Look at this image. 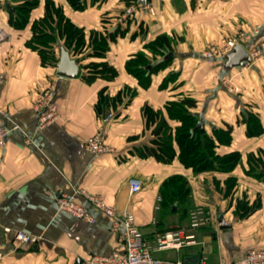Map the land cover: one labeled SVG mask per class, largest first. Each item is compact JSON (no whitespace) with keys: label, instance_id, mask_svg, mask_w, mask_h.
<instances>
[{"label":"crops","instance_id":"crops-1","mask_svg":"<svg viewBox=\"0 0 264 264\" xmlns=\"http://www.w3.org/2000/svg\"><path fill=\"white\" fill-rule=\"evenodd\" d=\"M40 1L21 30L10 23V12L17 3L0 1V73L5 75L0 85V126L19 125L0 150V252L4 254L0 264H85L92 255L122 251L113 220L82 195H76V199L91 210L94 224L58 209L60 196H72L79 189L103 196L118 212L131 211L146 242L160 232L180 227L187 223V217L182 219L179 209L171 214L154 209L162 184L174 175L188 179L196 200L200 198L197 186L202 187L201 199L211 222L197 232V245L179 251L155 250L156 257L173 261L189 258L188 264L207 257V264H231L248 249H264V176L248 173L250 154L261 158L264 165V132L248 137L244 122V117L252 113L264 128V0H182V11L173 0H148L155 15L148 10L127 15L128 4L123 0H83L81 10L67 0H52L85 30L88 38L91 33L108 38L103 57L93 55L90 46L77 54L70 52L80 66L75 79L59 77L56 64L43 65L39 53L26 46L33 36L34 21L45 12V0ZM238 31L249 34V41L243 45L250 54L259 50V55L250 65L228 71L223 61L214 62L212 66L219 68L221 79L234 77L240 86L241 93L232 95L222 80L211 84L203 53L210 44ZM161 34L172 38L173 51L167 55L171 61L152 74L150 86L143 88L127 72L126 63L139 52H145L153 64L161 61L146 48ZM109 35L115 39L112 41ZM61 47L62 41L55 45L58 60ZM101 62L112 66L117 76L108 79L95 75L90 80L93 73L88 65ZM126 88L136 90L135 96L125 94ZM42 91H53L60 114L45 127L35 109L36 95ZM118 94L121 98L115 108H100L101 95L112 98ZM183 96L198 101L195 112L207 133L232 126L230 143L216 141V152L241 154L240 164L233 171L196 174L178 157L165 164L136 154V149L149 144L153 137L144 108L162 111L168 118L166 103ZM111 114L112 118L106 120ZM171 124L178 125L176 121ZM99 133L113 151L97 154L86 148V141ZM256 172L264 173L262 164L256 165ZM131 178L142 180L140 193H130ZM230 178L235 185L227 196L226 182ZM243 201L257 205L256 209L240 215L239 203ZM219 216L230 227L220 228ZM17 230L42 238L31 245H20L15 240Z\"/></svg>","mask_w":264,"mask_h":264},{"label":"trees","instance_id":"trees-1","mask_svg":"<svg viewBox=\"0 0 264 264\" xmlns=\"http://www.w3.org/2000/svg\"><path fill=\"white\" fill-rule=\"evenodd\" d=\"M67 1L76 10L84 8L83 0ZM124 1L129 5L134 0ZM18 2L13 7V11L11 10L10 12V23L15 28L26 25L30 9L38 4L37 0H20ZM109 39L113 41L115 39L114 35H109ZM61 41L63 42V47L74 54L82 52L86 42L83 29L75 25L52 2L47 1L46 15L33 25V37L30 47L39 53L44 65H55L58 62L55 45ZM92 42L93 55L103 57L109 45L107 36L98 34ZM172 47L173 42L169 35H159L153 42L147 44L146 48L151 52L153 58L161 57V61L153 64L151 58L145 52H139L127 61V72L135 76L143 88H148L152 74L166 68L170 63L171 59L167 58V55L173 51ZM224 57L214 61L221 60L225 64ZM88 66L91 73H93V75L88 77L90 80L95 75H101L108 79H113L117 76V71L108 63H90ZM125 94L132 98L135 96L136 90L126 88ZM120 98L121 94L112 98L101 95L102 105L100 108H115ZM169 105L170 107L174 106L175 110L166 108L168 118L164 116L162 111H155L148 106L144 108V116L153 137L149 144L136 149L138 156L142 158L153 157L158 162L165 164L171 163L178 157L184 167L191 169L196 174L211 170L228 173L236 168L241 161L239 152H231L225 155H219L216 152V141L230 143L232 126L227 125L226 129H214L212 135L202 128L196 129L200 121L199 116L195 112L198 107V101L191 96H183L178 100L172 101ZM171 121H176L178 125L173 127ZM244 122L247 125L248 137L259 136L264 132L258 116L249 113L244 117ZM249 160L251 169L248 173L264 176L263 172H256L253 161ZM255 161L264 167L261 158L255 159ZM234 185L235 180L233 178L227 180L225 193L227 196L231 194ZM190 192L191 188L186 177L181 175L169 177L164 181L160 190L162 212L171 214L173 208L177 206L182 219H185L188 215V210L187 208L183 209L182 204L185 200H188ZM256 206H249L244 201L240 202L239 214L242 216L248 215L256 209Z\"/></svg>","mask_w":264,"mask_h":264},{"label":"built area","instance_id":"built-area-1","mask_svg":"<svg viewBox=\"0 0 264 264\" xmlns=\"http://www.w3.org/2000/svg\"><path fill=\"white\" fill-rule=\"evenodd\" d=\"M1 6V4H0ZM139 10H148L150 14L155 15L154 7L148 2L144 3L137 0L135 5H129L126 10L127 15L134 14ZM125 14V16H126ZM124 16V17H125ZM2 31L0 30V33ZM258 33V32H254ZM250 36L245 31H238L232 36L221 38L217 43L210 44L203 53L205 63H211L215 59H219L230 53L237 44H244L248 42ZM264 46V44H261ZM259 55V50H254L251 53L252 59ZM5 76H0V85L4 82ZM220 80H222L220 78ZM235 87V92H237ZM45 97L38 100L35 104V109L40 112V122L43 127L55 122L60 118L58 108L54 102L53 91H46ZM5 117L9 118V114L5 113ZM109 116L106 120H109ZM19 129V125L14 123L10 127L0 126V150L6 147L9 134ZM86 148L97 154L113 151L104 136L99 133L86 141ZM130 193L132 195L138 194L143 190V182L139 178H131L129 180ZM76 195H82L88 200L94 208L99 210L105 216L113 220V230L118 234V239L123 246L122 251L114 252L111 255L101 256L92 255L86 259L85 264H185L182 260L161 259L154 255V251L149 246L148 242L139 229L136 218L131 211L118 212L115 207L107 203L106 199L101 195H93L84 189H79L74 192L72 196L62 195L58 198V209L65 212L72 217L82 220L84 222L94 224L96 218L93 216L91 210L76 199ZM162 197L158 196L154 206L155 211L161 209ZM155 223V219L153 220ZM192 227L198 228L205 225L204 221H199L194 215ZM9 232L10 229L6 228ZM15 240L20 245H31L37 242L42 236H37L22 230L15 231ZM197 244L195 234H187L182 228H171L162 234L158 239L156 251L177 250ZM4 254L0 252V262L3 260ZM199 264H207V257H203ZM231 264H264V249L251 248L237 260Z\"/></svg>","mask_w":264,"mask_h":264},{"label":"rangeland","instance_id":"rangeland-1","mask_svg":"<svg viewBox=\"0 0 264 264\" xmlns=\"http://www.w3.org/2000/svg\"><path fill=\"white\" fill-rule=\"evenodd\" d=\"M1 1V0H0ZM13 1H15L17 4L19 3L18 1H20V0H13ZM38 1V4L37 5H35L34 7H32L31 9H30V11H29V19H28V22H29V20H30V16H31V14H32V12L40 5V3H41V1L40 0H37ZM47 1H50V2H52L56 7H58L62 12H63V14H64V10H63V7L61 6V5H56L55 4V2H53L52 0H45V5H44V7H45V12H44V15H43V17L46 15V7H47ZM124 1V0H123ZM137 2V0H134V1H132L129 5H135V3ZM173 2L176 4L175 6H176V8L178 9V11H182L183 9H184V4H183V2H182V0H173ZM128 5V6H129ZM65 15V14H64ZM43 17H41L39 20H41ZM39 20H35L34 21V23L35 22H37V21H39ZM28 22L26 23V25H24L23 27H20V28H17V29H19V30H21V29H24V28H26V26H27V24H28ZM34 23H33V25H34ZM33 25H32V27H31V29H32V33H33ZM83 29V28H82ZM1 30V29H0ZM83 31H84V36H85V40H86V42H85V45L83 46V50L86 48V46H90V47H92V41H93V39H94V37L96 36H94L93 35V33H91V36L88 38L87 36H86V34H85V30L83 29ZM3 36V33L1 32L0 33V43H1V39L3 38L2 37ZM33 37V36H32ZM32 37L27 41V43H26V46L28 47V48H30V49H32L31 47H30V44H31V41H32ZM223 38V37H222ZM33 50V49H32ZM82 50V51H83ZM35 51V50H34ZM41 57V56H40ZM215 61H213V62H211V63H206V66L207 67H205L207 70L209 69V71H211V79H210V82H211V84L212 85H215V84H217V83H219V81H220V70H219V68H217V67H214L216 64L214 63ZM215 64V65H214ZM44 65V64H43ZM212 65H214V66H212ZM213 67V68H212ZM212 68V69H211ZM0 76H5L4 74H1L0 73ZM222 84L226 87V89H227V91H228V93L229 94H232V95H238L239 93H241V88H240V86L235 82V79H234V77H232V78H224V79H222ZM235 87H237L238 89H237V92H235ZM45 92H38V94L36 95V98H35V104H37V102H38V100H41L43 97H45ZM172 101H168L167 103H166V108H168V109H171V110H175V107L174 106H172V107H170V103H171ZM170 107V108H169ZM174 107V108H173ZM172 111V112H173ZM167 115H168V113H167ZM109 116H111V118H112V114L111 115H109ZM111 118H109V120L111 119ZM7 145V144H6ZM248 159H251L252 161H253V163H254V165H255V167H256V165H258V162L257 161H255V159H257L254 155H249V158ZM249 163H250V160H249ZM252 163V162H251ZM240 164V163H239ZM238 164V165H239ZM237 165V166H238ZM236 166V167H237ZM250 169H251V165H250ZM250 171V170H249ZM207 172H214V171H204V172H200V173H207ZM215 172H217V171H215ZM199 174V173H198ZM189 182V181H188ZM230 183H231V181H230ZM198 185H202V181H198ZM189 186H190V188H191V192H190V195H189V198H188V200L186 201H184L183 202V204H182V208L184 209V208H187V210H188V215H187V218H186V221H187V223H183V224H181V226H180V228H182L187 234H189V235H191V234H195V237H196V241H197V244L199 243V240H198V235H197V232L200 230V229H202V228H207L208 226H209V224H210V222H211V216H210V212L208 211V209H207V207H206V204H205V202L204 201H202V199H201V197H202V194H201V188L202 187H200V186H197V193L199 192V200H196L195 198H196V195L194 194V192H193V188H192V185H191V183L189 182ZM200 187V188H199ZM161 196V195H160ZM162 205V204H161ZM162 207V206H161ZM176 208H177V210H178V207L176 206ZM194 215L198 218V220L199 221H204V223H205V225H202V226H200V227H198V228H193L192 227V221H193V217H194ZM142 232V231H141ZM164 232L165 231H163V232H160V233H158V234H156V237H155V239H153L152 241H150V240H148V244H149V246L152 248V250L153 251H155L156 250V248H157V245H158V239L162 236V234H164ZM197 244H195V245H197ZM183 249V248H182ZM182 249H180V250H182Z\"/></svg>","mask_w":264,"mask_h":264},{"label":"water","instance_id":"water-1","mask_svg":"<svg viewBox=\"0 0 264 264\" xmlns=\"http://www.w3.org/2000/svg\"><path fill=\"white\" fill-rule=\"evenodd\" d=\"M142 2L146 3L147 0H141ZM172 54H169L168 57H171ZM225 64L224 69L225 70H232L234 68H243L251 64L252 57L250 52L248 51L247 47L242 44H237L233 50L225 55ZM79 61L77 59H74L71 57V54L68 50H66L64 47L60 48V57L58 62L56 63L55 67L57 69V75L62 78H69V79H75L80 74V66ZM203 122L199 121L197 128H203ZM177 210L176 206L173 208V212ZM219 224L220 228H226L230 227L229 224H227L222 216H219ZM199 259H196V263H199ZM184 262L188 264L189 258H185Z\"/></svg>","mask_w":264,"mask_h":264}]
</instances>
